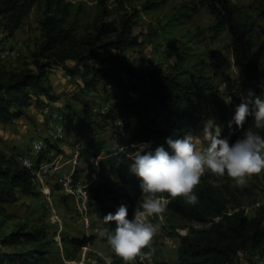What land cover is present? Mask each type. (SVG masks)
Instances as JSON below:
<instances>
[{
    "label": "trees",
    "instance_id": "obj_1",
    "mask_svg": "<svg viewBox=\"0 0 264 264\" xmlns=\"http://www.w3.org/2000/svg\"><path fill=\"white\" fill-rule=\"evenodd\" d=\"M126 1L129 0H115L121 12L114 21L107 19L110 13L107 0H96L91 22L78 35L79 8L73 13L67 0H0V30L6 37L12 36L21 26L33 6L41 7V41L34 57L36 69L6 70L0 61V123H10L26 115L33 98L37 102L41 96L55 99L48 76L52 65L59 66L72 77L79 76L82 92L99 91L103 86V90L111 92V102L97 115L112 125V147L107 149L105 140L89 134L93 113L87 104L73 128L75 143L80 145V158L86 161L102 156L100 166L114 179L119 190L118 198L128 205V215L131 216L133 208L142 199L139 178L128 170L134 144L148 141L152 148L159 144L167 147L166 136L194 133L204 119L195 95L215 87L210 77L200 70L189 71V81L184 82V72L178 67L169 72L158 65L139 70L125 56L110 66L92 64L91 60L98 58L100 51H121L138 46L140 41L133 33L137 16L140 11L155 8L162 2L145 0L141 8L131 6L128 10ZM198 4L214 17L211 30L215 33L227 30L238 67L236 78L223 77L226 93L231 99L222 108L225 122L222 135L231 142L244 130L228 124L235 104L249 88L264 94L261 87L264 85L261 12L254 3L241 4L237 0H198ZM192 9L196 10V7L192 6ZM43 58L48 61L44 62ZM67 60H74V64L68 66ZM60 112L66 132L67 122ZM71 119L75 121L73 116ZM252 124V118L248 117L244 128ZM47 142L53 147L50 141ZM44 156L42 154L41 158ZM237 189L233 178L228 175L207 172L195 186L199 196L195 204L188 203L183 196L168 199L165 209L171 215L202 225H189L185 234H176L179 244L175 264H238L237 257L241 252L258 255L264 264V206H259L254 215H248L235 193ZM36 193L30 171L19 163L16 156H7L0 150V216L8 215L6 205L15 203L20 195ZM159 195L166 196L167 193ZM115 210L110 208L107 212ZM111 223L115 225V221ZM46 235L44 226L29 229L24 225L17 226L0 238V242L20 243L28 248L0 253V263L6 259L8 262L22 261L23 264H44L48 250L42 241ZM92 238H71V243L83 246Z\"/></svg>",
    "mask_w": 264,
    "mask_h": 264
},
{
    "label": "rangeland",
    "instance_id": "obj_2",
    "mask_svg": "<svg viewBox=\"0 0 264 264\" xmlns=\"http://www.w3.org/2000/svg\"><path fill=\"white\" fill-rule=\"evenodd\" d=\"M71 11H78V27L76 34H82L84 27L89 24L96 9V0H67ZM145 0H129L125 2L129 10L131 6L141 8ZM162 1L158 6L140 11L133 27V33L138 36L140 44L123 50H104L99 52L92 64L110 66L120 61L122 56L132 61L139 70H146L156 65L165 72L174 71L176 67L182 70V80L189 81V71H201L210 77L215 89L200 91L195 100L200 104L204 119L198 124L194 133L197 147L200 146V129L203 122L211 117L221 126L222 108L229 104L226 93L224 75L236 78L238 67L235 64L227 30L217 33L211 30L214 23L213 15L200 7L198 0H155ZM236 1V0H235ZM241 4L254 3L261 12L259 22L264 30V0H237ZM109 16L107 19L117 21L120 10L115 0H107ZM196 7V10L192 9ZM182 14H186L183 16ZM41 7L35 5L24 18L21 26L10 37L0 30V48L11 44L18 46V55L11 60L1 61L6 70L33 69L35 70V54L41 41L39 19ZM44 62L48 59L43 58ZM148 60V65L144 64ZM179 65L177 66V64ZM72 66L74 60H67ZM176 65V66H175ZM49 80L55 99L48 100L41 96L40 102L33 98L26 110V115L10 123H0V150L7 156H18L30 151V140L39 136L51 142L52 126L49 117L42 114L43 104L50 108H57L63 112L66 122L65 138L54 142L52 149L62 154L60 164L62 171H71V162H67L79 150L75 143L74 125L81 116L84 105L92 108L88 132L106 141V148L111 149L112 125L100 118L97 113L104 112L110 104L111 92L81 91L79 76L72 77L64 69L49 72ZM96 114V115H95ZM73 116L74 120L71 119ZM4 124V126H2ZM251 126V125H250ZM261 134L264 128L256 129ZM264 135V134H263ZM102 156L86 161L78 158L74 175L77 180L85 184L88 202L85 206L77 203L71 195L65 194L55 181V176L47 177L44 181L48 192L41 190V184L36 183L35 195H20L13 204L6 205L7 216H0V238L13 231L17 226L24 225L27 229L44 226L47 232L42 241L48 253L44 257V264H125L94 228L111 225L105 222L103 215L107 210L115 209L122 200L118 198L119 190L114 179L107 170L102 169ZM95 175V178H93ZM235 183V182H234ZM235 191L243 208L248 215H254L259 206H264V171L252 173L246 177L243 184H237ZM232 205V203H231ZM158 225L151 244L146 246L154 256L156 264H175L179 239L177 233L185 234L189 225L201 227V224L187 222L171 215L166 209L160 214L148 217ZM92 236V240L83 246L71 243V238ZM28 246L17 243L13 245L0 242V253L16 252L27 249ZM238 264H263L261 257L252 256L248 252H241L237 257ZM0 264H23L22 261L5 262ZM134 264H137L134 262Z\"/></svg>",
    "mask_w": 264,
    "mask_h": 264
},
{
    "label": "clouds",
    "instance_id": "obj_3",
    "mask_svg": "<svg viewBox=\"0 0 264 264\" xmlns=\"http://www.w3.org/2000/svg\"><path fill=\"white\" fill-rule=\"evenodd\" d=\"M248 117L252 118L253 124L244 128ZM228 124L244 129L231 142L221 135V126L214 118L209 117L199 131V147L194 135L188 132L166 136L167 147L159 144L152 148L148 141L134 144L128 170L139 178L142 199L133 208L131 216L125 203L119 204L115 211L105 213L104 221H115V225L97 229L125 264H134L138 255H151L150 251L143 250L151 244L158 225L148 217L162 213L169 198L183 196L190 204L198 201L194 189L202 175L207 172L217 176L226 174L235 183L243 184L248 175L264 171V135L255 130L264 128V94L249 88L235 104ZM161 193L167 195H159Z\"/></svg>",
    "mask_w": 264,
    "mask_h": 264
},
{
    "label": "built area",
    "instance_id": "obj_4",
    "mask_svg": "<svg viewBox=\"0 0 264 264\" xmlns=\"http://www.w3.org/2000/svg\"><path fill=\"white\" fill-rule=\"evenodd\" d=\"M18 55V46L14 43L5 48H0V61H8L14 59ZM144 64L148 65V60H144ZM59 66L52 65L50 72L55 73L59 71ZM42 114L49 117L52 129L51 143L59 142L65 138L66 132L62 121V115L59 109L50 108L48 104L42 106ZM30 151L26 154H19L17 159L19 163L30 171L32 175L33 184L40 183L41 190L48 192V187L45 183L47 177L55 176V181L59 185L60 189L67 195H71L75 198L78 204L85 206L88 202V196L86 194L85 184H82L80 180H77L74 172L75 165L79 158V150H76L71 159L67 162H71V171H62L60 164V158L62 154L55 152L52 147L49 146L46 139L36 136L30 140ZM42 154L45 156L41 158ZM95 178V175H93ZM98 228H94L97 231ZM149 252L150 250H143ZM151 253V251H150ZM261 261L263 259L261 258ZM137 264H156L153 254L150 256L138 255L135 259Z\"/></svg>",
    "mask_w": 264,
    "mask_h": 264
},
{
    "label": "crops",
    "instance_id": "obj_5",
    "mask_svg": "<svg viewBox=\"0 0 264 264\" xmlns=\"http://www.w3.org/2000/svg\"><path fill=\"white\" fill-rule=\"evenodd\" d=\"M17 120L19 121V118H18V119H16V121H17ZM2 126H4V124H2Z\"/></svg>",
    "mask_w": 264,
    "mask_h": 264
}]
</instances>
